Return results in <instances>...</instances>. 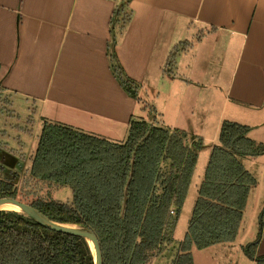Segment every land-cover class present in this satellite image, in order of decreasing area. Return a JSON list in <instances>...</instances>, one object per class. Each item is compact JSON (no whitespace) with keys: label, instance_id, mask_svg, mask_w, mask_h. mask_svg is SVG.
<instances>
[{"label":"crops","instance_id":"1","mask_svg":"<svg viewBox=\"0 0 264 264\" xmlns=\"http://www.w3.org/2000/svg\"><path fill=\"white\" fill-rule=\"evenodd\" d=\"M122 5L131 13L123 29L114 16ZM187 43L171 66L173 49ZM113 56L138 100L113 73ZM0 88L18 121L115 143L155 98V123L189 138L217 142L231 122L264 146V0H0ZM256 257L264 258V228Z\"/></svg>","mask_w":264,"mask_h":264},{"label":"trees","instance_id":"2","mask_svg":"<svg viewBox=\"0 0 264 264\" xmlns=\"http://www.w3.org/2000/svg\"><path fill=\"white\" fill-rule=\"evenodd\" d=\"M130 1V0H129ZM122 5L115 11L123 29L130 21ZM189 43L176 46L169 64ZM113 73L123 90L138 100L139 86L125 76L113 56ZM249 128L224 122L219 145L210 155L198 189L187 234L177 243L172 264H194L193 249L236 240L248 197L257 185L242 158L264 155V146L249 137ZM186 132L146 121H133L127 140L115 143L71 127L44 122L29 177L51 187H68L73 203L27 195L0 179V199L29 204L49 220L93 232L103 264H151L162 246H171L193 179L201 143L188 145ZM257 240L245 255L256 257ZM0 264H95L89 243L49 230L25 214L0 212Z\"/></svg>","mask_w":264,"mask_h":264},{"label":"rangeland","instance_id":"3","mask_svg":"<svg viewBox=\"0 0 264 264\" xmlns=\"http://www.w3.org/2000/svg\"><path fill=\"white\" fill-rule=\"evenodd\" d=\"M149 93L151 94L150 91ZM9 99V96L0 88V179L11 181L19 189L21 188L27 195L26 199L29 202L36 198H44L72 204L73 194L70 188L51 187L29 177L44 123H26L25 119L18 121L10 109ZM144 100L147 109L142 115L143 119L136 121H146L169 129L167 126V124L170 125L169 122L164 124L158 121L155 123L154 116L156 114L150 112L152 107L158 105V101L155 98H151L149 101L147 98ZM170 130L177 129L170 128ZM212 138V134H207L206 137H191L187 141L190 147H193L194 143H201L197 152L198 160L193 181L177 222L173 244L168 247L162 246L161 250H163L160 251V255L156 256L151 264H172L177 251V243L183 241L187 234L198 198V189L202 183L211 152L219 145V140L214 142ZM241 162L253 172L259 183L251 189L250 205L244 210L246 213L242 229L233 246L222 244L201 251L193 249L195 264H243V262L248 261V258H245L247 257L245 250L256 240L257 234L260 233L261 222H264V161L256 162L252 158H242Z\"/></svg>","mask_w":264,"mask_h":264},{"label":"water","instance_id":"4","mask_svg":"<svg viewBox=\"0 0 264 264\" xmlns=\"http://www.w3.org/2000/svg\"><path fill=\"white\" fill-rule=\"evenodd\" d=\"M5 205H12L18 207L20 209V213L25 214L26 216L33 219L41 226L49 230L85 239L91 247L94 256V263L103 264L100 244L96 235L93 232L77 226L62 225L55 223L49 220L43 214H41L38 210L31 207L29 204L23 203L17 199H10V198L0 199V212L3 211L1 210V208Z\"/></svg>","mask_w":264,"mask_h":264},{"label":"bare ground","instance_id":"5","mask_svg":"<svg viewBox=\"0 0 264 264\" xmlns=\"http://www.w3.org/2000/svg\"><path fill=\"white\" fill-rule=\"evenodd\" d=\"M1 210L20 213V209L12 205H5L1 208Z\"/></svg>","mask_w":264,"mask_h":264}]
</instances>
